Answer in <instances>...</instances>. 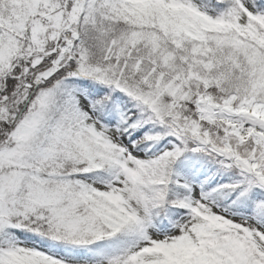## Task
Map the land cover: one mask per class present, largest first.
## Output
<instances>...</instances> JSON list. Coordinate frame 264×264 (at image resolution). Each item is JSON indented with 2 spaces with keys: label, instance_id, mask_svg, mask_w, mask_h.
Returning <instances> with one entry per match:
<instances>
[{
  "label": "snow or ice",
  "instance_id": "6c2138e0",
  "mask_svg": "<svg viewBox=\"0 0 264 264\" xmlns=\"http://www.w3.org/2000/svg\"><path fill=\"white\" fill-rule=\"evenodd\" d=\"M0 264H264V0H0Z\"/></svg>",
  "mask_w": 264,
  "mask_h": 264
}]
</instances>
